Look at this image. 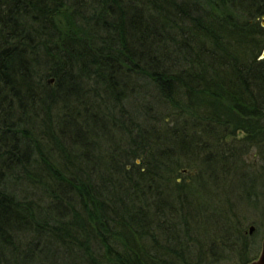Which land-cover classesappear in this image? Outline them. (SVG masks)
Instances as JSON below:
<instances>
[{
  "label": "trees",
  "instance_id": "obj_1",
  "mask_svg": "<svg viewBox=\"0 0 264 264\" xmlns=\"http://www.w3.org/2000/svg\"><path fill=\"white\" fill-rule=\"evenodd\" d=\"M263 16L264 0H0V264L256 258Z\"/></svg>",
  "mask_w": 264,
  "mask_h": 264
},
{
  "label": "water",
  "instance_id": "obj_2",
  "mask_svg": "<svg viewBox=\"0 0 264 264\" xmlns=\"http://www.w3.org/2000/svg\"><path fill=\"white\" fill-rule=\"evenodd\" d=\"M261 23L262 25L264 26V16L262 17V20H261ZM261 57H264V50L261 54ZM50 82H53L54 81V78H50L49 79ZM139 162V160H137ZM183 172H186L187 169H182ZM255 229V226L254 225H250L249 226V233L252 234L253 231ZM245 264H264V237L262 239V243H261V250H260V253L258 254V256L254 259H252L251 261L245 263Z\"/></svg>",
  "mask_w": 264,
  "mask_h": 264
},
{
  "label": "rangeland",
  "instance_id": "obj_3",
  "mask_svg": "<svg viewBox=\"0 0 264 264\" xmlns=\"http://www.w3.org/2000/svg\"><path fill=\"white\" fill-rule=\"evenodd\" d=\"M243 135V132H239L238 133V136H242ZM251 225H254V224H251ZM255 226V225H254ZM247 230L249 231V228H247ZM255 230V229H254ZM261 230H262V233L260 234L259 238H258V243H259V247H260V250H261V243H262V239L264 237V225L261 226ZM254 232V231H253ZM249 233V232H248ZM250 234V233H249ZM260 250H259V253H260ZM217 264H237L235 261H228V262H222V263H217Z\"/></svg>",
  "mask_w": 264,
  "mask_h": 264
}]
</instances>
